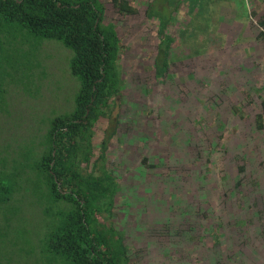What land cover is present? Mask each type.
Wrapping results in <instances>:
<instances>
[{
    "label": "trees",
    "instance_id": "16d2710c",
    "mask_svg": "<svg viewBox=\"0 0 264 264\" xmlns=\"http://www.w3.org/2000/svg\"><path fill=\"white\" fill-rule=\"evenodd\" d=\"M198 1L0 0V69L13 30H26L70 49L79 83L74 108L38 128L41 137L0 146V208L17 194L40 206L42 264H140L144 252L163 258L158 264H264V76L248 86L236 85L238 75L215 79L225 46L216 37L203 48L196 41L208 33L207 24L194 25ZM182 8L189 20L177 29L173 12ZM142 15L149 30L137 44L129 22ZM257 24L263 45L264 19ZM182 42L192 48L185 57L176 54ZM177 65L187 68L175 72ZM174 88L176 103H162L160 92ZM114 114L117 128L107 135ZM133 171L156 187L141 205L152 209L159 199L169 215L140 226L144 235L120 223L131 206L121 190L128 174L142 176Z\"/></svg>",
    "mask_w": 264,
    "mask_h": 264
},
{
    "label": "rangeland",
    "instance_id": "374dc122",
    "mask_svg": "<svg viewBox=\"0 0 264 264\" xmlns=\"http://www.w3.org/2000/svg\"><path fill=\"white\" fill-rule=\"evenodd\" d=\"M183 1L187 2V0ZM141 3L145 4V1H141ZM168 3L166 0H157L158 6L168 5ZM193 4L196 5L194 13L195 15L198 14L194 25L207 24L208 27V33L201 34L196 39L202 45L201 48L207 45L206 43L210 45L209 38L211 37L218 38L225 46L223 50L217 53L220 60L217 61L214 70L215 79H221L224 83L225 79L228 80V76L224 77L227 74L238 75L236 85L241 83L247 84V86L254 81L262 80L264 76L262 73L264 44L260 45L262 42L256 41V36L260 28L257 23L264 19V0H200L198 3L194 2ZM186 9L188 15L183 8L173 12L174 18H178L180 21L177 29L180 28L181 23L183 26L189 20L190 10L189 8ZM255 10L256 14L254 13ZM142 12H144V8H142ZM148 23L149 20L145 18V15L129 22V25L134 29L133 33H135L138 42L133 36L131 38L137 44L142 43L141 40L145 38V33L149 30ZM150 25L154 27V21H150ZM187 26H191V23ZM13 31L12 40L14 39V41L12 44H7L6 50L9 55L0 69V108H3L4 111L0 113L1 147L4 143L24 147L31 144L37 136L40 135L39 137H41L42 132L38 133V128L43 131L54 115L70 112L74 108L75 96L79 89L78 80L72 74L70 68L73 52L61 41L41 39L26 30L24 32L16 29ZM179 41L181 42V40ZM214 46L212 45V47ZM134 47L137 48L138 46L134 45ZM191 49L190 42L189 44L182 42L179 46H176V54L185 57L191 53ZM211 57L210 55L207 58L210 59ZM215 62L216 60L213 59V63ZM184 67L187 68L185 65H177L174 71H182ZM192 69L195 70V76H198L199 72L202 74L201 69H204V67L195 65ZM177 76L178 79L182 78L179 74ZM181 81L184 82L182 79ZM230 85L235 86L234 83ZM154 87L157 88L158 86ZM243 88L242 85H239L240 90H243ZM262 89L264 90V88ZM167 91L160 92L163 96L161 102L166 101V104H175L176 89H172L171 92ZM261 95H264V93ZM130 96H126V98L128 97L127 100L125 98L126 102L129 101ZM129 115L130 113L127 112L122 116L121 122L123 123H120L119 126L123 128L125 120L130 121ZM116 116L114 114L112 117L107 135L113 133L117 128ZM144 120L146 119L144 118ZM128 134L127 141L135 139V137H131L134 135L132 130H129ZM139 135H144V132H140ZM5 139L9 142H5ZM134 143V141H130V145H134ZM135 145L137 146V143ZM137 149L140 152H137ZM133 154L141 159L140 147L135 148ZM133 172L142 176L134 177V175L130 176L131 173L128 174L129 181L126 180L125 186L121 189L124 204L128 205L130 203L131 206L126 210H121L120 223L130 233L140 229V226H146L149 220L164 222L165 217H169V215H164L161 206L159 208V199L152 200L153 210L150 205L143 207L144 204L148 203L150 197L147 187H154V185L149 183L150 178H148V175H143L137 171ZM169 187L172 188V184ZM154 188L156 189V187ZM141 202L144 204L141 205ZM147 207L150 210H147ZM40 210V206L34 199L22 197L19 194L8 206L0 208V226L2 227L0 233L3 229V232H6L5 234H9L7 238L0 237V264H42L39 260L38 250L39 229L42 221ZM142 219L147 222L143 221L142 224ZM138 222L140 223L138 224ZM144 229L148 230V228H142L138 231L143 234ZM138 235V237L136 236L137 240L144 241L141 233H138ZM157 242L159 243V241ZM162 245L163 243L160 242V246L164 248ZM152 247L156 246L153 245ZM253 249L254 247L251 245V250ZM141 254L140 264H158V261L163 263L161 261L163 258L161 260L152 259L148 253Z\"/></svg>",
    "mask_w": 264,
    "mask_h": 264
}]
</instances>
